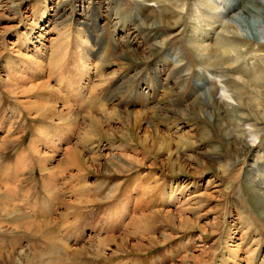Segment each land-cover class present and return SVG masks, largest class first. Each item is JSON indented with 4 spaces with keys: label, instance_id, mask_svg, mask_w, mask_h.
Segmentation results:
<instances>
[{
    "label": "rangeland",
    "instance_id": "rangeland-1",
    "mask_svg": "<svg viewBox=\"0 0 264 264\" xmlns=\"http://www.w3.org/2000/svg\"><path fill=\"white\" fill-rule=\"evenodd\" d=\"M182 4L181 10L172 7L179 12L175 18L182 21V26L171 30L147 19V14L158 10V4L148 0H0V45L5 49L3 52L0 47L1 79L9 75L7 59L13 58L15 49L40 60V71L31 68L29 73H23L21 89L30 92L27 97L41 96L39 82L51 72L47 63L55 45H62L67 55L53 69L69 72L71 64L76 73L78 57H72L77 31L86 33L89 45L93 44L89 55H96V59L88 54L83 59L91 72L77 96L68 95L57 80L59 75L56 79L54 74L49 76L53 87L77 106L75 125L72 122V128L68 127L69 135L61 146H74L84 158L96 157L99 164L84 172L73 170L81 187L80 192L66 198L71 206L62 203L64 197L54 201L52 225L67 247L63 264H223V260H228L225 264H232V260L234 264H264V209L258 208L246 191L248 181L264 189V120L259 137L256 141L251 138V149L243 152L239 143L235 145L227 138L224 127L228 129L230 122L224 114L217 122L212 107L197 102L205 90H217V99L233 104L224 97L228 80L220 74L208 75L198 63L199 55L213 47L216 38L225 32L222 23L226 24L227 17L220 14L224 5L219 0H184ZM201 4L211 8L204 12ZM212 11L218 15H212ZM34 23L38 25L35 29ZM225 33L233 35L230 27ZM80 34L83 38L84 34ZM163 40L166 42L162 46ZM8 42L16 43L14 50ZM253 51L252 61L264 62V53ZM96 60L104 65L101 76L93 74L91 64ZM174 64L182 66L171 74ZM154 71L157 83L151 88ZM238 75L234 74V79L241 76ZM118 83L123 85V92L116 93L121 102L104 100L102 95L100 104L88 102L90 89L102 86L99 94L114 92ZM17 99L0 87V116L8 115L4 123H8L9 133L16 135L4 142L2 152L11 157L20 146L19 159L28 155L35 164L32 172L45 179L44 206L50 203L46 191L48 174L42 171L29 140L33 135L32 139L38 138L39 126L43 132L56 128L61 134L59 128L66 125L44 116H29ZM90 114L98 120L100 130L91 123ZM23 145L28 146L27 154L21 149ZM40 150V155L52 154L43 145ZM56 153L52 164L66 163L63 150ZM119 157L124 158L119 161L124 167L106 164ZM111 167L114 171L108 173L106 169ZM68 175H60L55 182L58 193L70 180ZM143 182H151L155 191L140 198ZM20 185L21 182L19 191ZM128 190L131 196L126 210L120 213L116 209L118 202ZM17 202L21 213L27 212ZM165 210H170V215L165 216ZM180 210L184 211L179 213ZM55 220L60 222L57 226ZM39 228L35 236L39 251L31 252L42 253L45 249L47 254V242L44 240L42 247L39 239H44L41 220ZM12 234L24 235L20 230ZM110 234L115 244L108 243L106 247L102 240ZM234 245L237 250L230 255L228 249ZM0 255V264H9L4 253ZM28 256L33 258L31 253Z\"/></svg>",
    "mask_w": 264,
    "mask_h": 264
},
{
    "label": "bare ground",
    "instance_id": "bare-ground-1",
    "mask_svg": "<svg viewBox=\"0 0 264 264\" xmlns=\"http://www.w3.org/2000/svg\"><path fill=\"white\" fill-rule=\"evenodd\" d=\"M148 1L152 3H157L158 10L155 12H151L150 14H147L146 15L147 19H152L156 22L157 25L160 24L163 27L165 26L170 28L171 30L179 29L182 26L181 24L182 21L179 20V18H175V14L179 12H176L173 8H180L181 10L183 5L182 3L184 0H148ZM219 1H221L222 4L224 5L223 6L224 9L220 11V14L222 12L223 14L221 15L223 17H227L226 24L222 23L223 24L222 31L226 32V29L230 27L233 31V35H230L229 33L226 34L225 32H224L225 34L221 33V35L216 38L214 42V46L207 48L206 52L204 51L205 54L202 55L201 53L199 55L198 63L201 66H203L205 70L208 71V75L215 76L216 74H220L221 76H223L225 79L228 80V83L224 86V88H227L226 91L228 93L224 97L230 100V102H232L233 104L228 102H223L219 98L217 99V90H209V91L205 90L201 95L198 96L197 102L204 106L207 104L209 107H212V110L214 112L213 114L215 115L217 122L219 120L218 118L222 116L221 114H224L225 118L228 119L230 122V124L228 125V129H226L227 126L226 128L224 127V129L227 130L226 133L227 138L230 137V139H232L235 145H237L236 143H239L237 146L244 152L251 149L252 145H249L250 139L252 138V140L256 141L263 128L261 127V124L262 121L264 120V62L262 61V59L253 62L251 55L253 57L255 56L253 50L261 51L262 53H264V0H219ZM201 6L203 7L202 9L204 10V12L205 11L207 12V10L211 8L208 4L207 5L201 4ZM212 15L217 16L218 15L217 11H212ZM33 27L34 29L38 27L37 23H34ZM141 28H145V27L141 26ZM39 29L41 31L43 30L42 27ZM79 31L82 34H84L82 30ZM80 32L77 31L76 33L77 40L75 39L74 41L76 47L75 49L73 48L74 49L73 53L75 56L72 57V59L76 56L78 57L77 63H75V65L76 64L78 65L77 66L78 69L76 71L74 70L76 73L73 74L74 65L71 67V64H70L69 72L65 71L63 73H60V71H56L53 69L55 66L59 67L60 64L58 63L60 61L62 62V60L64 59L63 55L64 54L65 56L67 55L66 53H64V48L62 45H55L53 52L49 54L50 57L47 63V66L50 68V71L53 73L49 72V75H47L48 77H46V79H44L42 82H39V88L42 89L43 92H41V96H35V98L27 97V94H29L30 92L26 93V91H23V89H21L22 87L21 82L25 80L24 78L25 76L23 75L24 72L29 73L31 68L36 69L37 71L41 70L39 65L40 60L38 61L30 56L19 53L17 49L14 50L16 43L8 42L11 46V50L15 51V55L13 56V58L16 59L13 58L7 59V61L10 62L8 66L9 75L3 77V79H1L0 77V87L3 89L4 92L10 94L11 97L19 98L17 99L18 103L24 107L25 111L28 113L29 116L33 115V118H36L38 116L39 117L44 116L46 119H49V121L51 122L66 125L63 126L62 128L61 127L59 128L62 130L61 134L57 133L58 131L55 130L56 128L53 130L54 133L49 130L43 132L42 127L39 126V128H37L38 138L32 139L30 142L31 148L33 149L34 153L39 156V161L41 163L42 171L48 174L46 191L48 192L50 203L46 202L44 206L42 205L39 215V220L35 221L34 219L28 218L26 215L22 214L20 211L19 203L13 197L12 190L7 186L0 184V225L4 224L13 232L20 230L24 234L30 233V235L35 237L40 232V228H39L40 220L43 222V228H42L43 238L47 242V245L49 247V252L46 255H41L38 253L33 254V258L30 259H27V257L23 256L22 258L25 264H32L33 262H38L41 264H63V259H64L63 256L66 255L67 253V247L62 243L60 239H58L57 234L54 231L55 228L52 225L51 216H52V211L55 209L54 201L59 197H64L62 203H65L66 206L68 205L71 206L69 202L70 200H67L66 198L73 196L77 191H79L78 189H80L81 187L80 186L78 188V185H80V180L77 179L76 175L73 173V170H81V172H84L88 168H92L95 165H99L96 163V157L84 158L83 154L77 149H75L74 146L73 147L69 146V144L68 146H63V147L61 146L62 144L61 142H63V139L67 138L69 135L70 128L68 127L72 128L71 126L72 122L73 124L76 122V118L74 117V112H75L74 110L77 106L72 105L70 103L69 96H64L62 91H59L60 89L57 90L55 87H53V85L49 81V76H52L53 74L54 77L56 76V74L59 75L57 76V80H59L58 82L64 86L65 89L64 88L63 89L67 91L68 95H70L71 97L77 96L79 94V91L83 89V86L85 84L83 85L82 83L86 81V76H88V74L91 72L89 65L86 64L84 66L86 61H83V59H85V55L87 54L89 55L88 52L89 50H93L91 48L93 44L91 43L89 45V42L86 40L87 38L85 36L86 33L83 35L84 38L83 39ZM52 40L54 39L52 38ZM165 42L166 41L163 40L162 43H160V45L163 46ZM0 47L4 52L5 49H3L1 45ZM192 50L196 51L197 48L194 47L192 48ZM129 53L132 54V52ZM124 54L126 56L128 55V57L132 59L134 58L130 56L128 53L127 54L123 53V56ZM0 55H1V51H0ZM89 56L90 58L96 59L95 58L96 55L90 54ZM248 56H250V58ZM53 57H55V59ZM19 58H21L22 60L20 59V64L16 65L15 61L17 60L19 62ZM246 58L249 59L245 61ZM164 60L165 58L163 59V61ZM103 62L105 64L106 60H103ZM91 65L94 70L93 71L94 75L95 74L99 75L101 68H103L104 66L101 63V60L100 62L96 60ZM176 66L178 67L176 68ZM181 66H182L181 64L179 65L174 64L173 67L175 71L171 70V74L172 73L176 74V69H178ZM220 67H222L221 71H219ZM156 72L157 71H154L153 74H151V78H152V83H150L151 88H152V84L156 85L157 83ZM239 73H241L240 74L241 76L238 75ZM234 74L240 77L234 79L233 77ZM68 77L70 78L68 79ZM180 78H178V80ZM144 82H146L145 79ZM64 83H66V85ZM122 86L123 85L121 83L119 85L116 84V88L114 89V92L110 90L109 92L103 94H99V91L102 90V86L99 87L98 89L92 88L90 89L91 97L90 98L88 97V102L90 104L96 105V103L97 104L99 103L98 100L102 95L101 97L103 99L105 97L108 100H112V101L115 100L116 102L119 103L121 102L119 99H117L119 94L117 95L116 93L123 92ZM136 90H138V88ZM136 90H133L135 95L137 94ZM85 101L87 100L84 99L83 103H86ZM167 102L169 103L170 100L168 99ZM91 115L92 114H90L89 116V118L91 117V123H93L94 126H96L98 130H100L101 127L98 120L93 118V116ZM216 126L219 128V124H216ZM220 128L222 129L221 126ZM5 137L6 136L0 137V151L2 150L3 144L6 141ZM232 141L230 142L232 143ZM42 145L48 150L49 153L52 154L41 152L40 155V151H41L40 148ZM61 149L63 150L62 157L65 158L66 163L59 164L57 162L56 164H52L53 162L52 160L54 158L55 153L59 152V150L61 151ZM123 159H124L123 157H119V159L113 158L111 159L110 163L108 162L106 164L112 167L120 166L122 168L124 166L121 165L119 161ZM112 167L110 169L107 168L106 171L108 173L113 172L114 170L112 169ZM67 173L69 174L68 177L70 178V180L66 184H64L63 192L58 193L57 189L54 187L55 182L60 178V175H64ZM250 183L252 184V181L247 182L248 184V186L246 187L247 193L254 198V203L258 208L264 209V189L257 186L258 184H253L252 186L250 185ZM82 186L84 187L85 185L83 184ZM141 188H143V190H141L142 193L140 195V198L145 197V194H152V191L153 192L155 191V188L152 186L151 182H143L141 184ZM88 190L89 189L87 188V191ZM87 191L84 192L87 193ZM130 196H131L130 190H128V193L125 192L123 197L118 202L117 205L118 207L116 208L117 211L119 210V212L122 213L123 211L126 210V206L128 203L127 201H129ZM40 204L41 203L38 204V209L40 207ZM30 208L32 209V206H30ZM169 211L170 210H165L164 212L165 216H168V214L170 215ZM183 211L184 210H180L179 213ZM114 239L112 234H110V236H107L106 238H104V240H102V243L105 244V246L107 247L108 243L109 244L112 243ZM113 243L115 244V242ZM232 247L235 248L228 249V253L230 255H232L231 254L232 252H235L237 250L236 249L237 245H234ZM83 249L84 247L78 250L81 251ZM227 262L228 260H223L222 263L225 264ZM11 263L12 264L22 263L21 252H20V259L18 258L14 259L11 261ZM231 263L234 264L235 260H232Z\"/></svg>",
    "mask_w": 264,
    "mask_h": 264
},
{
    "label": "crops",
    "instance_id": "crops-1",
    "mask_svg": "<svg viewBox=\"0 0 264 264\" xmlns=\"http://www.w3.org/2000/svg\"><path fill=\"white\" fill-rule=\"evenodd\" d=\"M3 113H5V111ZM7 116L8 115L6 114H3L0 116V137L6 136L5 137L6 140H11L13 137H16V135L14 136L13 133H9L10 129L7 127L8 123H4L5 122L4 120L8 119ZM32 138L29 140V145H30V141L32 140ZM19 147L20 146H17L14 156H11V157L7 156L6 153L2 152L3 148L0 151V184L6 185L12 189L13 196L16 199V201L19 200L20 205H22L20 200L24 197L28 198L29 195L32 196L33 201H35V198H37L38 202L41 200V204L37 212L32 213L31 208L29 206H24L25 208H27V212L25 211V213H22L26 215L28 218H31L37 221L39 219L38 215L40 214V211L42 208V200L46 199V192H45V187H44L45 179L35 174L34 172H32L35 164L31 162L30 160H28V157H27L28 155H23L22 159L21 157L19 159V152H20ZM21 149L23 153L24 152L25 154L28 153L27 145L25 146L23 145ZM19 182H21L22 184L20 185L21 186L20 191L18 189ZM52 222H53V219H52ZM59 223H60L59 221L55 220L54 225L57 226ZM3 228H6V231ZM59 232H61V229L59 230ZM12 233L13 231L9 229L8 227H6L4 224L0 225V254L4 253L5 261L9 262V264H12L11 261L14 259H17V258L20 259V252H21V261L23 262L24 261L22 258L23 256L27 257V259H30V257L28 256V253H31L33 255V252L31 251H34V252L39 251L36 249V243H37L36 238L37 237H33L30 234H24L23 232L22 233L24 235H18V236H14ZM39 239L41 240L42 247L45 246L44 239H42L41 237H39ZM22 248L26 250L27 252H25ZM43 251L44 252L38 253V254L45 255L46 250L43 249ZM13 252L15 255H13ZM64 256L66 259L67 254ZM1 261L2 259L0 258V262ZM36 263L37 262H33L32 264H36Z\"/></svg>",
    "mask_w": 264,
    "mask_h": 264
}]
</instances>
